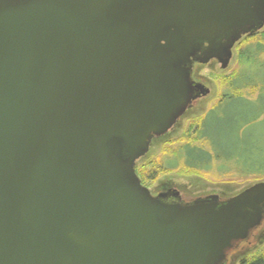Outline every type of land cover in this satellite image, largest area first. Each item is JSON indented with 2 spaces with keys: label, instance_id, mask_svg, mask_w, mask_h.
Returning <instances> with one entry per match:
<instances>
[{
  "label": "water",
  "instance_id": "95a60500",
  "mask_svg": "<svg viewBox=\"0 0 264 264\" xmlns=\"http://www.w3.org/2000/svg\"><path fill=\"white\" fill-rule=\"evenodd\" d=\"M263 28L264 0H0V264H227L264 182L166 201L136 163Z\"/></svg>",
  "mask_w": 264,
  "mask_h": 264
},
{
  "label": "trees",
  "instance_id": "16d2710c",
  "mask_svg": "<svg viewBox=\"0 0 264 264\" xmlns=\"http://www.w3.org/2000/svg\"><path fill=\"white\" fill-rule=\"evenodd\" d=\"M243 45L240 59L248 66L242 73L237 72L232 77H228L226 84L229 90L221 95L216 105L203 117L192 120L182 137L168 142L160 159L153 162L150 169L146 166L136 168V174L144 186L147 180L155 181L161 174L180 169L189 174L216 173L221 174V178L226 176L256 178V182L264 181V32L247 37ZM247 92L251 97H256V102L248 98ZM235 103L244 104L240 111L244 113L245 118L231 138L233 141L229 144L227 157L224 155L222 157L221 154L213 157L212 152L207 150L206 144L202 143L201 139L211 133L208 130H215L216 134H221L220 127L231 132L227 128L225 119L215 114L221 109H227V114L231 109L233 112H238L236 106L227 105ZM248 112L255 113L253 116L254 121L256 120V131L250 133L245 131L242 134L245 125L252 121L247 118ZM222 140L224 141L220 136L216 140L212 139L213 142L209 144L219 146ZM222 153H225L224 149ZM183 158L184 161L181 162ZM172 160H176L177 164H171ZM240 264H264V253L245 259Z\"/></svg>",
  "mask_w": 264,
  "mask_h": 264
},
{
  "label": "rangeland",
  "instance_id": "374dc122",
  "mask_svg": "<svg viewBox=\"0 0 264 264\" xmlns=\"http://www.w3.org/2000/svg\"><path fill=\"white\" fill-rule=\"evenodd\" d=\"M262 32H264V28L259 31L258 34ZM246 39H243L235 47L233 51V59L227 70H222L221 66L216 62H212L208 65H196L193 74L194 79L197 82L206 85V87L210 90V94L207 97L201 98L191 104L184 115L177 121L172 130L161 137L155 138L150 146L149 152L137 161L136 168L140 169L146 166L150 169L152 163L160 159L166 144L182 137L188 129L190 122L194 119L203 117L213 106L216 105L221 98V95L229 90L228 85L226 84L228 77H232V75L237 72L242 73V71L248 66H246V63L244 64L240 59V53H242L241 46L245 44ZM248 92V98L256 102V97H251ZM227 105L230 107L236 106L235 108H238L239 111L233 112L231 109V112H228L227 114V109H221L215 114V116L218 115L220 118L225 119L227 128L231 130V132L220 127L219 131L221 134H216L215 130H208L211 133L201 139V142L206 144L207 150L212 152L211 156L213 157L216 156V154H221L222 157L223 155L224 157H227L229 144L233 141L231 138L237 131L239 124L245 118L244 113L240 111V109L243 108L242 105L244 104L235 103ZM254 114L255 113L250 114V112H248L247 118L252 121L245 125V128L242 129V134L245 131L246 133L256 131V120L254 121ZM261 130H263V127ZM241 133L239 132L242 137ZM220 136L224 139V141L222 140L221 145L218 146L209 144L213 142L212 139L216 140ZM253 136H255V134H253ZM223 149L225 150V153H222ZM183 161L184 158L181 159V162ZM170 163L177 164L176 160H172ZM220 176L221 174L216 173L206 175L189 174L180 169L172 173L161 174L155 181L147 180L145 183L146 187L154 195L167 193L170 190H176L180 193L182 200L185 202H191L198 198L213 195L219 196L222 199H229L240 194L245 189L255 185L256 183H259L256 182V178H230L227 176L225 178H221ZM263 253L264 224L255 232L252 238L229 254L227 264H240L245 259L256 257L262 255Z\"/></svg>",
  "mask_w": 264,
  "mask_h": 264
},
{
  "label": "flooded vegetation",
  "instance_id": "af4514ba",
  "mask_svg": "<svg viewBox=\"0 0 264 264\" xmlns=\"http://www.w3.org/2000/svg\"><path fill=\"white\" fill-rule=\"evenodd\" d=\"M247 37H249V36H247ZM247 37H245V38H247ZM245 38H243V39H245ZM243 39H242V40H243ZM242 40H241V41H242ZM241 41H240V42H241ZM240 42H239V43H240ZM239 43H238V44H239ZM238 44H237V45H238ZM237 45H236V46H237ZM212 62H216V61H212ZM212 62H210V63H212ZM210 63H209V64H210ZM216 63H217V62H216ZM196 65H198V64H194V66H193V70H192V81H193L194 83H200V82H197V81L194 79V75H193V74H194V69H195ZM205 86H206V85H205ZM198 100H199V99H198ZM195 102H196V101H195ZM145 187H146V186H145ZM150 192H151V191H150ZM151 194H152L154 197H161V198H163V199L166 200V201L178 200L179 202H183V203L185 202L184 200H182V197H181L180 193H179L178 191H176V190H170V191H168L167 193H161V194H159V195H154L152 192H151ZM221 200H226V199H222V198H221ZM185 203H188V202H185ZM263 224H264V222H263ZM263 224H262V226H263ZM262 226H261V227H262ZM261 227H260V228H261ZM258 229H259V228H258ZM258 229H257V230H258ZM257 230H256V231H257ZM256 231H255V232H256ZM255 232L252 234L251 238L254 236ZM244 243H245V242H244ZM244 243H240V244H238V245L235 247V249H238V247H240V246L243 245ZM235 249H233V250H235ZM233 250H232V251H233ZM232 251H231V252H232ZM231 252H230V253H231ZM230 253H229V254H230ZM228 258H229V255H228Z\"/></svg>",
  "mask_w": 264,
  "mask_h": 264
}]
</instances>
